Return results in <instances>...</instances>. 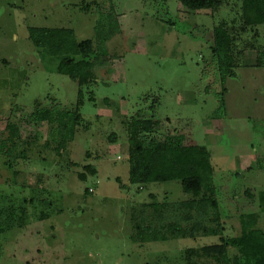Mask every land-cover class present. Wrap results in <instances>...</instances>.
Returning <instances> with one entry per match:
<instances>
[{
    "label": "rangeland",
    "instance_id": "rangeland-1",
    "mask_svg": "<svg viewBox=\"0 0 264 264\" xmlns=\"http://www.w3.org/2000/svg\"><path fill=\"white\" fill-rule=\"evenodd\" d=\"M107 14L117 17L121 32L107 43L109 62L82 88L83 122L74 140L55 152L52 127L32 123L30 115L36 106L74 111L78 86L56 73V62L34 48L27 30L67 28L79 42L93 40ZM240 15V0L198 12L177 0H0V142L9 135L7 125L20 130L11 157L0 155V191L28 199L33 190L56 211L35 221L29 207L26 226L0 236V264H217L201 249L239 236L241 215L256 214L264 232V26L245 27ZM224 24L235 40L236 78L222 84L210 46L213 29ZM217 95L225 102L223 114ZM141 117L155 123L146 142L170 137L209 151L220 236L199 231L132 241L140 218V226L157 228L158 212L170 217V225L178 219L181 229H190L194 211L185 222L186 211L163 206L208 197L185 194L178 182L129 183L126 124ZM212 218L199 222L215 227ZM188 249L199 251L189 262ZM235 253L228 249L229 256Z\"/></svg>",
    "mask_w": 264,
    "mask_h": 264
},
{
    "label": "trees",
    "instance_id": "trees-1",
    "mask_svg": "<svg viewBox=\"0 0 264 264\" xmlns=\"http://www.w3.org/2000/svg\"><path fill=\"white\" fill-rule=\"evenodd\" d=\"M180 5L189 12L209 11L220 7L225 0H177ZM241 19L245 27L264 26V0H240ZM31 44L37 50L45 53L56 62V73L68 77L78 86L77 100L74 111H67L55 106H36L30 115V121L35 124L46 123L52 127L51 141L56 143L54 151L64 150L74 140L76 128L82 124L79 114L83 104L82 88L87 87L96 80L95 69L109 62L110 57L107 43L121 32L117 17L107 14L104 20L97 23L94 28V41H77L74 30L67 28H29L27 30ZM235 40L222 25L213 29L212 45L210 46L211 59L216 73L222 84L227 78H236L234 67L235 58L231 53ZM264 58V52L261 54ZM261 62V59H259ZM225 91V90H224ZM219 108L217 112H225V102L222 96L217 95ZM90 97V102H93ZM153 111V109H151ZM128 135V181L132 185L146 188L150 184H162L178 182L183 193L198 197L207 193L208 197L201 199H189L178 205L163 206L164 208H177L185 213L181 217L185 222L190 220L192 211L195 212L193 224L190 229L184 231L177 220L175 225H170V218L163 212L155 216L158 222L157 228L140 226V218L134 224L135 234L131 236L133 242L139 243L166 241L169 238L193 237L195 233L202 231L209 236H220L223 229L219 220L218 203L214 198L215 187L214 171L211 166V157L207 148L199 145L182 146L175 144L172 138L154 142L145 141L155 123L148 118H133L126 124ZM9 133L6 140L0 142V155H11L13 144L20 139L18 126L9 124L6 126ZM58 139V141H57ZM51 141L45 143L50 146ZM147 143V144H146ZM7 145H9L7 147ZM11 157V156H10ZM14 160L8 161L9 168H13ZM90 175H95V169L85 167ZM17 174V173H14ZM81 182L86 181L84 175H80ZM89 191V190H88ZM85 190V193L88 194ZM31 196L25 198H13L2 194L0 191V236L14 230H20L26 226L29 217V207H32L31 216L35 221L47 220L56 211L53 209V201H42L38 194L31 190ZM152 197V196H151ZM136 212V209H133ZM211 222L215 227H205L199 222L202 218H208L211 214ZM141 222V223H140ZM167 230L170 234L162 233ZM137 231V233H136ZM162 233V234H161ZM218 245L202 247L201 252L206 257H211L217 264H264V232L257 225L256 214L240 216V235L225 239L219 238ZM234 249L236 253L228 255V249ZM196 249H188L187 261L198 254ZM187 262V263H188Z\"/></svg>",
    "mask_w": 264,
    "mask_h": 264
},
{
    "label": "built area",
    "instance_id": "built-area-1",
    "mask_svg": "<svg viewBox=\"0 0 264 264\" xmlns=\"http://www.w3.org/2000/svg\"><path fill=\"white\" fill-rule=\"evenodd\" d=\"M89 192L91 193L92 192V189H89Z\"/></svg>",
    "mask_w": 264,
    "mask_h": 264
}]
</instances>
